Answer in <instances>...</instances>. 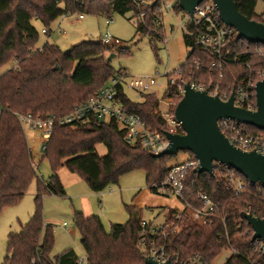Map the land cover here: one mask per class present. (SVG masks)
Returning a JSON list of instances; mask_svg holds the SVG:
<instances>
[{
  "label": "trees",
  "instance_id": "16d2710c",
  "mask_svg": "<svg viewBox=\"0 0 264 264\" xmlns=\"http://www.w3.org/2000/svg\"><path fill=\"white\" fill-rule=\"evenodd\" d=\"M258 1L235 0L242 15L264 24V15L256 14ZM177 10H181L179 6L175 8ZM139 12L130 0H0V215L19 203L35 180L38 182L35 213L19 235H9L4 264H32V260L38 257L39 264H75L77 255L72 250L51 260L53 228L43 221V195L66 196L57 174L60 168L66 167L79 175L97 194L111 185H118L123 176L136 171L145 173L149 190L155 193L153 186L163 183L170 173L173 157L154 158L138 145L127 144L125 132L114 121L93 122L55 128L43 157L49 161L53 174L48 182L43 183L32 167L33 155L18 121V116L28 114L42 117L68 115L76 105L94 96L109 81L118 76L127 78L123 70H113L106 54L113 50L120 56H129L128 50L105 46L102 39L82 43L67 52L49 43L39 49V33L33 21L40 22L43 30L48 32L58 19L75 14L84 17L131 13L137 18ZM161 12L159 4L148 7L144 10V22L136 24V34L149 36L154 46L157 41L164 40ZM183 41L189 53L178 77L184 83L196 86L219 83L221 93L230 95L251 70L264 69V46L236 40L225 52L238 60L229 63L220 78L218 70L209 68L214 57L196 46V37L184 35ZM8 66V70L2 72ZM164 98L172 99L176 106L182 99L175 86H168ZM117 99L126 112L143 120L148 131L166 132V124L157 111L155 95H145L142 102L136 104L120 87ZM249 129L264 134L255 128ZM99 145L107 150L104 157L97 153ZM189 156L193 157L192 154ZM235 174L247 184L239 196L228 190L230 182L225 170L215 167L214 177L188 173L184 191L186 202L201 209L204 204L198 196L207 194L216 207L215 218L213 226L204 227L188 214L177 221L174 219L177 211L170 212L167 221L178 226L179 232L159 242L167 245L169 257L188 262L199 256L212 264L231 249L235 255L227 264H264V254L253 246L250 236L243 235L249 229L248 224L244 222L240 228L246 214L264 220V188L250 186L242 175ZM127 212L129 221L111 225L109 233L99 217L75 213V225L88 264H145L149 253L140 245L141 211L127 207Z\"/></svg>",
  "mask_w": 264,
  "mask_h": 264
},
{
  "label": "rangeland",
  "instance_id": "374dc122",
  "mask_svg": "<svg viewBox=\"0 0 264 264\" xmlns=\"http://www.w3.org/2000/svg\"><path fill=\"white\" fill-rule=\"evenodd\" d=\"M258 16L264 15V0H259L256 7ZM66 16L55 21L48 29L49 34H43L44 27L38 21L33 26L39 33L37 47L42 48L46 43L58 47L62 52L82 43L100 42L105 35H109L121 42L120 49L130 52L129 56H120L118 52L107 53V59L115 54L109 64L114 71L123 70L127 77L125 83L132 79L154 77L159 74L162 88L158 89L160 97L167 90V74L176 76L178 70L186 61L189 50L185 47L182 24L185 23V13L182 10L168 12L163 10L160 15L161 35L163 42L157 41L154 46L149 36L136 34V17L128 13L125 16L113 13L110 16L84 15ZM107 21H111L107 25ZM10 66L4 68L7 71ZM172 73V74H171ZM107 86L111 85L109 81ZM125 95L132 103H141L142 99L125 87ZM158 110V109H157ZM29 147L33 153L37 177L44 183L52 176V167L44 154L39 152L40 144L37 134L24 127ZM99 156L104 157L107 150L103 145L97 147ZM189 160V154L180 152L173 157L170 166H177ZM66 196H54L45 193L42 199V214L44 224L53 228L54 246L50 255L51 260L61 256L66 251H74L81 264L85 252L81 246L80 234L75 225V213L80 212L87 217H99L106 232H110L111 225L126 224L129 221L127 207H137L141 210V218L154 226L164 224L171 211H181L182 202L175 195L162 196L149 190L146 175L136 171L123 176L118 185H111L102 193H93L87 183L77 174L71 173L66 167L57 172ZM38 182L35 180L29 187L23 199L14 206L5 209L0 215V264H4L7 257L9 235H19L22 227L26 226L35 213V196ZM170 223V222H168ZM66 224V227H64ZM171 224V223H170ZM227 253H222L214 264H222Z\"/></svg>",
  "mask_w": 264,
  "mask_h": 264
},
{
  "label": "built area",
  "instance_id": "2783aa9c",
  "mask_svg": "<svg viewBox=\"0 0 264 264\" xmlns=\"http://www.w3.org/2000/svg\"><path fill=\"white\" fill-rule=\"evenodd\" d=\"M130 1L140 10L136 19V24L138 22H144V10L148 7H152L155 0ZM159 5L162 11L165 10L175 13V8L179 6V0H160ZM185 16V23L182 24L184 35L191 38L196 37V46L201 51L212 54L214 60L209 68L210 70H218L220 73L219 76L222 78L224 68L229 63L237 62L238 60L237 57L232 56L229 52H225V50L237 40V32L227 27L222 22L218 10L212 1H205L196 7L193 12V17L186 13ZM79 17L81 19L84 18L82 16ZM110 24L111 21H107V25ZM43 34H48V32L43 30ZM102 40L105 46L111 48H118L121 46V42L118 39L109 35H105ZM179 73L180 68L176 70L175 77L169 76L170 74H167L165 77L167 78L168 86L177 87V94L183 97L184 87L188 83H184L178 77ZM168 76L171 78L169 79ZM161 78L162 77L157 74L154 77L132 79L128 83H125L126 78L124 76H118L111 80L110 86H104L87 101L76 105L68 115H50L42 117L40 115L28 114L18 116V121L23 129L26 127L30 132L39 136V152L43 154L57 126H81L93 122L103 124L114 121L125 132V141L127 144L138 145L142 151L156 155L166 150L169 146V142L165 136L166 132L178 135L184 134L181 123L176 120L175 112L172 111L173 109L176 110L177 107L174 101L172 99H165L164 96L160 97L158 92H156L158 89L162 88V84L159 82ZM262 81H264V69H257L251 70L249 76L239 82L230 95L221 93L219 83H209L198 86L191 84V86L197 91H206L211 96H219L224 102H227L232 94H234V105L236 107L249 112H256V86ZM120 87L133 90L140 99L145 95H155L158 100L157 111L166 124V132L152 133L146 129L143 120L139 116L126 112L117 99ZM1 116L2 110L0 107V117ZM218 127L229 142L239 150L264 154V134H256L249 129V126L231 120L219 121ZM198 166V161L194 157L189 156V160L185 163L173 166L164 182L154 185L153 190L156 194L162 196L175 195L182 202L184 207L174 215L175 220L180 221L184 214H188L195 223L204 227H211L213 226L216 207L208 195L204 193L199 194L198 199L204 204V207L201 209H196L189 205L184 195L187 175L189 172L196 173ZM32 167L36 171L37 167L34 162L32 163ZM215 167L227 172V178L230 182L228 190H231L236 196L241 195L246 190L247 184L244 180L237 177L235 174L237 172L221 165H215ZM244 222L247 223L245 220H242L240 228L244 226ZM64 227H66V224H64ZM178 232L179 227L168 223V221L158 226L143 221L141 223L140 245L149 253L147 257H153L159 263H166L169 261L171 264H208L199 256L194 257L188 262H180L177 258H172L167 255V245H160L159 242L162 240L166 241L170 235H175ZM243 235L250 236L252 240L254 233L249 227V229L244 231ZM252 243L257 251L263 255V241L256 240L255 242L252 241ZM224 253H227V257L222 264H227L235 255V252L228 249ZM83 261L88 264L87 256L84 257ZM214 262L212 264H214ZM81 263L82 260L77 257L75 264ZM32 264H39V257L34 258Z\"/></svg>",
  "mask_w": 264,
  "mask_h": 264
},
{
  "label": "water",
  "instance_id": "95a60500",
  "mask_svg": "<svg viewBox=\"0 0 264 264\" xmlns=\"http://www.w3.org/2000/svg\"><path fill=\"white\" fill-rule=\"evenodd\" d=\"M205 1L214 3L222 22L237 32V40L264 46V24L242 15L235 0H179V7L193 17L195 8ZM159 3L160 0H155L152 7ZM114 57L116 55L111 54L107 62ZM234 101V94L224 102L219 96L197 91L191 84H186L184 95L175 110L176 120L181 123L184 134L166 132L168 148L153 157H175L180 152H186L198 161V175L208 174L214 177L215 165H221L242 175L250 186L259 185L264 188V154L239 150L218 127L219 121L231 120L264 132V81L256 86V112L238 108ZM244 220L254 233L252 241L261 240L264 243V220L252 214H246ZM145 264L171 263H159L153 257H147Z\"/></svg>",
  "mask_w": 264,
  "mask_h": 264
},
{
  "label": "crops",
  "instance_id": "0c3cea01",
  "mask_svg": "<svg viewBox=\"0 0 264 264\" xmlns=\"http://www.w3.org/2000/svg\"><path fill=\"white\" fill-rule=\"evenodd\" d=\"M84 19V18H83ZM83 19H81L80 18V20H83ZM42 33H43V30H42ZM48 34H49V32H48ZM47 35V34H46ZM39 49H41V48H39ZM27 138V137H26ZM38 138H39V136H38ZM28 142V141H27ZM39 144H40V141H39ZM29 145V144H28ZM32 155H33V153H32ZM33 158H34V156H33ZM134 207V206H133ZM136 209H138L137 207H135ZM139 210V209H138ZM141 211V210H140ZM177 211V210H176ZM171 212V211H170ZM169 212V213H170ZM169 215V214H168ZM167 219H168V217H167ZM166 222H167V220H166Z\"/></svg>",
  "mask_w": 264,
  "mask_h": 264
}]
</instances>
